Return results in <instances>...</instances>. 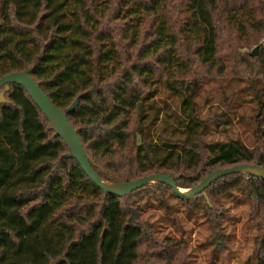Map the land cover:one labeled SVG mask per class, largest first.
I'll return each instance as SVG.
<instances>
[{
  "label": "trees",
  "instance_id": "trees-1",
  "mask_svg": "<svg viewBox=\"0 0 264 264\" xmlns=\"http://www.w3.org/2000/svg\"><path fill=\"white\" fill-rule=\"evenodd\" d=\"M163 1L0 0V77L34 67L32 76L56 106L64 109L81 96L69 120L104 180L162 172L186 189L207 176L202 170L258 159L264 165V151L259 158L239 140L205 142L207 126L195 100L197 70L217 64L224 36L262 38L264 15L247 4L253 0H174L162 8ZM256 1L264 12V0ZM176 13H184L183 19ZM195 27L204 32L193 36ZM249 58L258 57L251 52ZM173 59L179 75L167 82L182 97L179 112L150 100L156 75L163 77ZM6 98L0 105V264L173 259L181 239L166 237L167 247L145 249L159 242L132 198L153 188L161 203L165 190L193 207L205 201L202 215L214 231L210 241L220 245L225 234L218 222L225 214L215 208L217 197L234 188L246 192L259 228L254 255L264 264L263 179L229 174L205 189L207 197H184L165 183H148L126 196L106 193L74 157H65L66 143L24 87L12 84Z\"/></svg>",
  "mask_w": 264,
  "mask_h": 264
},
{
  "label": "rangeland",
  "instance_id": "rangeland-1",
  "mask_svg": "<svg viewBox=\"0 0 264 264\" xmlns=\"http://www.w3.org/2000/svg\"><path fill=\"white\" fill-rule=\"evenodd\" d=\"M111 1L113 2L107 0V5ZM173 2L174 0H167L166 3L163 1L161 7L164 8L168 3L170 6ZM102 3L101 6L105 7L106 2ZM247 4L257 8L259 16L263 17L264 12L258 1H248ZM124 15L129 14L124 12ZM175 16L180 21L184 13H176ZM166 25L169 30L173 29L169 23ZM195 29L199 34H195ZM195 29L193 36L204 32L200 27ZM190 38L192 39L191 36ZM128 49L132 51L135 48ZM254 51H257L255 56L258 58L250 59L249 54ZM176 66L177 60L173 59L163 77L156 75L157 80L153 84L155 95L150 100H155L158 106L165 109L169 106L170 110L179 112L182 97L167 82V79L178 78L179 74L174 75ZM199 68L195 76L199 80L195 100L198 116L207 126L203 140L207 143L239 140L248 148L257 150V157L261 158L264 151V35L262 38L257 34L241 38L236 34H226L221 43L217 64ZM191 77L188 76V79ZM258 92L260 98L257 97ZM260 99L262 102H259ZM163 117L165 114L162 112L161 119L155 126L158 129L163 124ZM209 172V169L202 170L201 174L204 177ZM164 194V203L157 199L159 193H155L154 188L149 192H139L132 198L142 208V219L153 225L154 237L159 242L157 246L145 249L152 251L161 249V246L167 247L169 243L164 241L166 237L183 241L175 247L173 259L164 258L163 255L161 258L146 260L148 263L257 264L254 253L259 228L257 219L251 215L252 206L246 192L234 188L217 197L218 204H215V208L225 214L218 222L225 234L221 245L217 241H210L214 231L213 224L202 215L205 201H200L199 205L193 207L176 199L170 190H165ZM215 199L214 196L213 200ZM210 203L213 202L210 200ZM189 208H192L191 211ZM140 264H144V261Z\"/></svg>",
  "mask_w": 264,
  "mask_h": 264
},
{
  "label": "water",
  "instance_id": "water-1",
  "mask_svg": "<svg viewBox=\"0 0 264 264\" xmlns=\"http://www.w3.org/2000/svg\"><path fill=\"white\" fill-rule=\"evenodd\" d=\"M257 51L253 52L256 55ZM34 67H28L25 70L14 71L0 77V105L7 102L6 93L10 91L12 84H18L27 91L42 113L47 117L50 128L56 136H60L68 147L65 157H74L85 173L98 185L104 192L117 196H126L127 194L145 186L148 183H165L172 187L174 192L184 197H193L204 193L205 189L217 179L233 174L245 173L250 176H256L264 180V165L261 159L257 163H240L226 168L211 171L197 185L190 188H180L175 179L162 172H156L139 177L134 180L115 182L104 180L95 169V160L84 147L77 130L69 120V114L79 105L81 96H78L70 106L60 108L54 104L41 84L32 76Z\"/></svg>",
  "mask_w": 264,
  "mask_h": 264
}]
</instances>
